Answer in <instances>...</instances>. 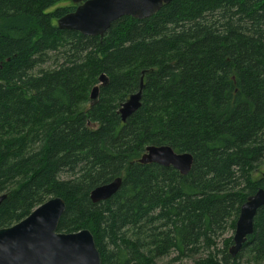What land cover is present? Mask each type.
<instances>
[{"label": "trees", "instance_id": "16d2710c", "mask_svg": "<svg viewBox=\"0 0 264 264\" xmlns=\"http://www.w3.org/2000/svg\"><path fill=\"white\" fill-rule=\"evenodd\" d=\"M63 1L0 0V228L59 196L57 231L88 229L101 264L264 263V205L235 256L222 238L264 189V0H172L102 37L59 29ZM148 145L190 153L189 172L139 163Z\"/></svg>", "mask_w": 264, "mask_h": 264}, {"label": "water", "instance_id": "95a60500", "mask_svg": "<svg viewBox=\"0 0 264 264\" xmlns=\"http://www.w3.org/2000/svg\"><path fill=\"white\" fill-rule=\"evenodd\" d=\"M73 11L57 18L59 29L75 30L85 36L102 37L111 24L123 16L144 19L156 14L172 0H70ZM108 82L104 74L98 77L89 93V102L94 104L101 86ZM143 78L139 89L129 94L118 109L122 121L133 114L142 99ZM193 157L187 152H175L168 145H148L138 158L141 164L156 163L171 166L180 174L189 172ZM264 178V172L261 173ZM121 177L96 186L90 191L92 202L110 198L121 186ZM6 193L0 195V204ZM264 205V189L258 188L240 206L235 222L232 256L239 251L247 236L253 232V219ZM65 211V201L51 197L35 207L26 217L0 228V264H101V256L88 229L77 232H59L57 225Z\"/></svg>", "mask_w": 264, "mask_h": 264}, {"label": "rangeland", "instance_id": "374dc122", "mask_svg": "<svg viewBox=\"0 0 264 264\" xmlns=\"http://www.w3.org/2000/svg\"><path fill=\"white\" fill-rule=\"evenodd\" d=\"M62 4H70V5H74L70 0H65L63 2H61ZM234 234L232 229H227L225 234L223 235L222 238H226L230 235ZM218 241H221V240H218ZM175 253H172L170 256H174ZM169 258V257H168ZM168 258H161L158 260V263L161 264V263H164ZM191 260L192 258L191 257H183L182 259H180L178 262H176L177 264H191ZM264 264V263H262Z\"/></svg>", "mask_w": 264, "mask_h": 264}, {"label": "flooded vegetation", "instance_id": "af4514ba", "mask_svg": "<svg viewBox=\"0 0 264 264\" xmlns=\"http://www.w3.org/2000/svg\"><path fill=\"white\" fill-rule=\"evenodd\" d=\"M75 6V5H74Z\"/></svg>", "mask_w": 264, "mask_h": 264}]
</instances>
